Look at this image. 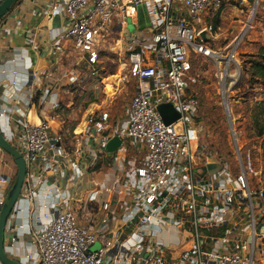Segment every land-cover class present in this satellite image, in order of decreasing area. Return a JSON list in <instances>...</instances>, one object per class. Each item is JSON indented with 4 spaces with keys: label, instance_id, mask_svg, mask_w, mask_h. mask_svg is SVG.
<instances>
[{
    "label": "built area",
    "instance_id": "1",
    "mask_svg": "<svg viewBox=\"0 0 264 264\" xmlns=\"http://www.w3.org/2000/svg\"><path fill=\"white\" fill-rule=\"evenodd\" d=\"M224 1H232L240 8L254 5L248 0H128L126 3L122 0H52L51 13L64 14L69 23L63 40L87 57L91 77L97 76L93 66L105 45L109 44V51L115 52V46L109 43L115 19L133 14L140 5L147 8L156 53L153 63H148L137 50L139 44L133 39L129 41L128 75L135 81L136 90L129 101L124 126L108 131L110 117L106 112H93L85 121V131L94 132V136L108 132L105 140H94L98 142L95 145L99 151H104L107 142L117 137L122 143L133 142L145 153L144 162L135 171L136 181L119 182L116 186L115 203L129 207L114 240L108 242L104 238L100 248L93 249L98 241L96 233L79 225L73 210L68 209L63 200H57L60 196L57 186L40 194L45 175L53 171V162L44 161L39 174H31L48 151L62 165H71L77 175L82 167L79 162H72L79 155L75 142L69 143L74 149L72 152L64 146L61 136L50 133L45 120L21 124V138L14 144L27 166L25 191L22 189L21 196L25 193L31 199L37 194L42 210V221L35 236L37 257L26 256L28 264H254L256 225L261 219L255 215L253 199L262 201L264 187L256 191L249 188L248 176L257 174L249 157L240 163L237 154L239 167L238 174L234 175L228 162L213 148L199 145L195 124L197 103L188 91L196 81L191 75L190 52L203 56L215 53L201 37L214 33L215 26L202 23L200 17L205 12H218ZM176 4L185 11V17L178 14ZM54 50L62 53L64 48L55 45ZM76 80L71 77V81ZM48 96L46 92L44 98ZM163 104H170L179 114L176 122L170 125L163 122L158 112ZM51 107V111L56 112L59 103L53 100ZM4 114L5 111L0 112V119ZM3 127L0 122L2 133ZM8 140L13 142V136ZM211 162L221 164L220 172L225 179L208 173L206 167ZM11 186V180L0 174V190L3 191L0 210L5 204L4 193ZM99 191L100 188L91 192L95 196ZM89 200L93 202L92 198ZM18 204L4 227L5 241L11 244L16 238L10 220L19 211ZM244 206L248 209L250 206L251 210L245 212ZM101 207L108 212L111 201H105ZM244 224L246 240L241 235ZM168 225L175 228L177 235L187 233L185 243L190 241L192 245L170 262L168 247L161 239V235L169 231ZM249 225L252 233L248 232ZM127 227L130 231L125 236ZM220 229L222 234L216 237ZM261 229L264 231V227ZM207 230L211 232L208 236L211 243L221 241L228 244L230 250L204 252L201 231Z\"/></svg>",
    "mask_w": 264,
    "mask_h": 264
},
{
    "label": "crops",
    "instance_id": "2",
    "mask_svg": "<svg viewBox=\"0 0 264 264\" xmlns=\"http://www.w3.org/2000/svg\"><path fill=\"white\" fill-rule=\"evenodd\" d=\"M122 1L128 2V0ZM51 5L52 0H19L0 21V112L5 111L0 122L5 126L3 127L4 137L14 151H16L15 141L21 138L19 133L23 122L37 124L45 120L50 126V133L61 136L66 148L70 142H75L79 155L77 158L74 157L72 162H79L82 167L77 175L71 165H62L60 160L54 159L48 151L42 155L31 174H39L40 165L44 161L53 162V171L45 175V185L41 188L40 194L53 185L60 189L57 200H63L64 205L73 210L79 225L88 228L98 236V241L93 246L95 250L102 246L104 238L108 242L113 241L116 232L122 228V220L129 206L117 205L114 192L119 182L131 184L136 181L135 171L144 162L145 153L131 141L123 142L114 153H107L106 150L99 151L95 145L98 142L94 140H105L108 132L97 137L94 136V132L85 131V124L81 126L78 123L69 127L66 125L68 120L60 117L58 110L64 99L67 100L69 107L73 106L74 101L71 97L84 91L87 86L92 87L91 84L86 86L83 84L81 81L83 76L80 77L83 73L78 69L80 66H85L84 68L89 71L91 66L87 63L86 56L76 51L71 43L63 40V34L69 25L67 17L60 13L52 14ZM175 8L180 16H186L180 5L176 4ZM229 11L237 14L242 11V8L237 9L232 1H224L218 12L209 11L201 15L202 23L215 26L214 33L206 34L204 37L206 46H210L224 36V31L217 33L216 28L225 23ZM232 20L240 22L241 19L234 16ZM113 29L112 41L116 51L129 53V41L133 39L139 44L137 50L148 63H153L156 53V46L153 43L154 32L144 5L136 7L135 12L127 17L116 18ZM55 45H61L64 51L62 53L55 51ZM95 66L96 64L93 67ZM32 72H34V78ZM89 76H91L90 71ZM71 77L77 80L73 82ZM107 85L108 83L105 85L104 93ZM110 86L113 87V85ZM93 87L96 89L95 86ZM46 92L49 96L45 99ZM53 100L59 103L56 112L51 111ZM94 106L98 109L100 107V105L90 104L89 108L92 110L90 113L99 111L93 109ZM126 121L127 111L121 118L110 114L111 128L108 131L124 126ZM11 136H13V142L8 140ZM136 150L139 151V156L133 154ZM220 171L214 174L220 176V179H225L226 176ZM16 173L17 166L13 157L1 148L0 174L7 176L13 184ZM99 188V194L93 196L91 191ZM8 192L4 193L5 202ZM2 193L1 189V196ZM36 195L30 199L25 193L22 194L18 204L19 211L10 220L16 241L14 244L5 241L7 254L21 264H28L26 256L36 258L38 253L35 236L42 221V210ZM91 198L93 202H90ZM107 200L111 201L108 212L103 211L101 207ZM243 227L245 229L246 224ZM167 229L169 231L162 234L161 239L168 247L167 259L170 262L190 249L192 245L190 241L185 243L187 233L182 232L177 235V231L171 225H168ZM129 231L130 228L127 227L123 234L126 236ZM222 231L220 229L215 236L218 237ZM210 233L208 230L201 231L204 252L211 249L220 252L230 250L229 245L221 241L211 243L208 240ZM241 235L242 239L244 237L246 240L247 230L242 231ZM258 242L256 239L254 263L259 254L257 248L261 246Z\"/></svg>",
    "mask_w": 264,
    "mask_h": 264
},
{
    "label": "rangeland",
    "instance_id": "3",
    "mask_svg": "<svg viewBox=\"0 0 264 264\" xmlns=\"http://www.w3.org/2000/svg\"><path fill=\"white\" fill-rule=\"evenodd\" d=\"M241 8L242 11L237 14L229 11L225 23L216 28L217 33L224 31V36L207 46L215 52L213 55L203 56L191 52V75L196 81L190 92L198 103L195 124L199 145L213 148L215 152L220 149L228 153H225L223 159L228 162L234 175L238 174L237 154L240 155V163L246 162L249 157L253 169L257 172L255 176H248L249 188L256 191L264 187V134L257 136V130L264 127V85L257 78H250L246 69L255 59L259 48L264 46V0H259L256 5ZM234 16H238L240 22H234ZM109 43L112 44L113 41ZM111 46H114V43ZM108 47L109 44H106L105 50L99 53L97 67H94L96 77L89 76L85 66L78 68L83 73L80 76H83V84H91L92 87L87 86L84 91L73 95V106L69 107L65 99L62 101L58 112L60 117L68 120L67 126L73 127L78 123L83 126L92 111L90 104L100 105L99 109L93 107L99 110L94 112L95 114L106 112L109 117L112 114L116 118L126 114L129 101L136 90L135 81L128 75L129 53L116 50L113 53ZM66 97L68 98V95ZM225 103L228 105V114ZM255 115H258L260 122H254ZM68 149L74 150L69 146ZM133 154L140 155L138 150ZM206 170L209 174H214L221 170V164L211 162ZM253 205L255 215H259L261 219L256 225V239L261 246L256 245L259 254L254 264H264V231L261 229L264 227V204L254 198ZM244 208L245 212L251 210L250 206L249 209L246 206ZM250 225L248 232L252 233ZM250 241L249 237L248 242Z\"/></svg>",
    "mask_w": 264,
    "mask_h": 264
},
{
    "label": "water",
    "instance_id": "4",
    "mask_svg": "<svg viewBox=\"0 0 264 264\" xmlns=\"http://www.w3.org/2000/svg\"><path fill=\"white\" fill-rule=\"evenodd\" d=\"M19 0H3L0 4V21L4 18V16L10 11L11 7L18 2ZM249 3L256 5L258 0H248ZM203 39L205 34L201 36ZM226 112L228 114V105L225 103ZM158 112L166 125H170L176 122L179 119V114L173 109L170 104H163L158 107ZM122 144V141L113 137L106 144V152L114 153ZM0 147L5 150L10 156L13 157L15 164L17 166V173L12 184L8 196L7 201L3 205L0 210V263L1 264H21L19 261H16L7 254L5 249V238H4V227L6 225L7 219L13 212L14 207L18 204V201L21 196V192L23 189L25 176L27 172L26 162L23 157L16 151L13 150L11 145L7 142L3 133L0 130ZM262 201L264 204V190L262 192Z\"/></svg>",
    "mask_w": 264,
    "mask_h": 264
},
{
    "label": "trees",
    "instance_id": "5",
    "mask_svg": "<svg viewBox=\"0 0 264 264\" xmlns=\"http://www.w3.org/2000/svg\"><path fill=\"white\" fill-rule=\"evenodd\" d=\"M216 25V23H215ZM193 53V52H192ZM191 54V52H190ZM257 57V58H256ZM255 59L250 62L248 68L246 69V73L250 76V78H257L261 81L262 85H264V46H261L259 48L258 53L256 54ZM193 85H191L192 87ZM191 87L188 89V91H191ZM191 93V92H190ZM192 94V93H191ZM193 98L196 100V97L192 94ZM197 103V100H196ZM198 109V103L196 105V110ZM264 111V110H263ZM264 116V112L262 113ZM255 121L254 122H260L261 120H258V115H255ZM264 134V127H260L257 130V136H262ZM225 151H222L220 149H218V156L223 159L224 156H226L228 153H226L225 155Z\"/></svg>",
    "mask_w": 264,
    "mask_h": 264
}]
</instances>
